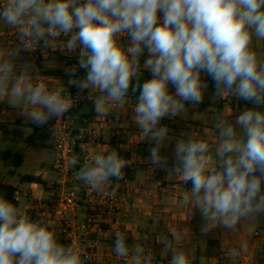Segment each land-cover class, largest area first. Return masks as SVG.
Wrapping results in <instances>:
<instances>
[{
    "label": "clouds",
    "instance_id": "1",
    "mask_svg": "<svg viewBox=\"0 0 264 264\" xmlns=\"http://www.w3.org/2000/svg\"><path fill=\"white\" fill-rule=\"evenodd\" d=\"M0 24L16 30L18 43L0 42V103L20 109L33 124L61 120L80 98L59 81L48 87L34 64L18 62L21 51L59 50L74 56L69 86L95 111L123 109L138 91L135 121L152 144L147 162L166 168L161 154L172 139L164 118L183 116L205 99L243 100L231 118L214 121L215 144L194 131L176 139L174 166L185 196L204 220L201 235L216 228L239 231L242 222L264 215V0H0ZM123 38V39H122ZM77 69L85 70L77 77ZM145 72L150 78L142 79ZM174 88V91L171 89ZM215 110V109H213ZM127 160L119 151L96 152L79 168L78 178L97 192L123 179ZM161 243L168 264H194L193 255L174 247L183 233L172 229ZM113 251L132 264H159L139 244L116 232ZM0 264H85L82 250L61 243L46 217H33L0 194Z\"/></svg>",
    "mask_w": 264,
    "mask_h": 264
},
{
    "label": "crops",
    "instance_id": "2",
    "mask_svg": "<svg viewBox=\"0 0 264 264\" xmlns=\"http://www.w3.org/2000/svg\"><path fill=\"white\" fill-rule=\"evenodd\" d=\"M9 29L8 26L0 24V42L7 44L4 35ZM51 51L56 50H41L37 76L43 77L49 87L58 86L60 81L69 89L71 67L67 65L65 59L54 61ZM18 62L33 64L32 57L25 51L20 52ZM134 108L135 100L128 98L123 109L113 106L108 113H98L95 111L94 103L90 102L78 107L76 113L78 121L76 133L93 129L97 135L96 143L88 152L78 147L77 154L81 160L84 161L86 157L96 152L113 150L119 151V154L127 160L125 169L128 174L123 171V179L119 183L123 191L122 209L110 217L102 214L99 217L101 229H95L93 233V237L99 241L100 252L110 253L111 258L106 262L99 260L96 264H132L131 258L119 257L113 251L115 234L118 231L126 234L129 245L139 244L155 254L159 264H168L171 253L163 247L161 241L165 237L171 238L172 229L183 233V239L175 242L174 247L192 253L194 264L213 263L215 260L212 254L213 251H217V246H220L225 253L223 255L226 256L224 251H227V247L239 246L246 249L249 243H252L253 253L243 257L241 264H264V236L252 239L249 231L252 229L251 226L259 228L257 226L262 225L264 215L252 222L253 225L242 222L237 233L231 234L228 230L218 227L206 236H202L201 227L204 220L200 212L194 209L193 204L185 201L191 182L185 185L178 174L168 171L174 166L176 139L183 138L181 134L190 131L189 125L198 121L197 113L200 112L198 106H188V111L183 116L161 120V126H168L169 136L172 138L168 146L161 149V154L168 160L166 168H153L147 162L152 144L147 139L143 140V134L136 125ZM14 109L0 103V141L9 138V133L20 132L17 126H31L35 131L41 132L49 131L50 120L43 126L35 127L26 117L20 115V111ZM201 138L212 144L216 142L214 135L212 138ZM49 147L51 149V145ZM6 151L11 150L4 152ZM74 176L78 179L75 185L84 189L86 184L79 180L77 172H74ZM27 195L25 193V196ZM16 199L19 204L18 198ZM27 209L29 207L25 208ZM83 217L84 215L81 216L80 223ZM255 234L258 235L257 232Z\"/></svg>",
    "mask_w": 264,
    "mask_h": 264
},
{
    "label": "rangeland",
    "instance_id": "3",
    "mask_svg": "<svg viewBox=\"0 0 264 264\" xmlns=\"http://www.w3.org/2000/svg\"><path fill=\"white\" fill-rule=\"evenodd\" d=\"M256 46L258 48H264V42L257 41ZM38 48L37 57L27 52V54L32 57L33 64L37 69L39 55L41 53L40 47ZM50 53H52L54 61L65 59V61L68 62L69 59L71 60L73 58V56H66V53H62L59 50L51 51ZM206 79L208 81V89L206 90L203 103H201L200 107L198 106L200 110V112L197 113V116L199 117L198 121L190 124L189 126L190 131L194 130L198 132L201 137L212 138V135H216L214 132V121L217 118L221 116L226 118L232 113L231 118L234 119L235 116H237L245 107H252V105L236 98L226 100L219 99L214 102L212 100L214 82L210 78ZM14 110L17 112L21 111L20 109L16 108ZM17 128L20 130V132L9 133V138L0 141V153L4 152L5 150H11L13 153H17L20 149L24 148L26 151L23 158V164L21 166H15L12 159L3 160L0 158V182L16 188V198L19 200L18 206L22 207L24 210L26 207H29V209L26 210L28 214L33 213V211L39 208L43 210L41 212L43 217H46L47 220L50 221L54 220L51 222V224L54 226L60 242L65 244L63 236L58 230L59 221H57V218L55 219L53 210L56 205V201L59 198V191L55 184L57 181V173L53 168L54 156L49 147L50 133L49 131H35V128L31 126H17ZM26 175L41 176L46 182L47 187L33 182L22 181V178ZM74 187L78 192H80V196L84 201L88 199L85 197L84 189H81L75 184ZM25 193L28 195L25 196ZM94 201L95 200L92 202ZM90 204L91 203H89V200H87V203L83 202L79 207L77 212L78 216L76 217V222L78 224H80L81 216H85L87 211L90 209ZM70 218H74V215L71 214ZM246 224L253 225L252 223L248 222ZM251 227L252 229L249 231L251 232L252 236L250 237L252 239L254 237L264 236V222H262V225L257 226L259 228L253 226ZM95 229H101V222L97 223V225L94 227V230ZM256 232L258 235H254ZM251 245L252 243L246 245V249L239 248V246H230V248L227 247L228 252L224 251L226 252V256L223 255L225 253H223L220 246H217V251H213L214 254H212V258L215 261L209 264H241L243 257L253 253L251 250ZM212 250H214V248ZM104 254L111 255L110 253L106 252H104Z\"/></svg>",
    "mask_w": 264,
    "mask_h": 264
},
{
    "label": "built area",
    "instance_id": "4",
    "mask_svg": "<svg viewBox=\"0 0 264 264\" xmlns=\"http://www.w3.org/2000/svg\"><path fill=\"white\" fill-rule=\"evenodd\" d=\"M6 43L10 46H16L18 38L16 30L10 28L5 33ZM38 47L35 51L24 50L37 57ZM47 86L46 80L37 76ZM49 87V86H48ZM68 92L73 96H79L72 110L66 113L61 120L56 118L50 120L49 124V142L54 156L53 168L57 173L56 186L59 191V198L54 207V216L59 221L58 230L62 234L65 244L78 246L82 252L84 261L87 264H96L99 260L108 261L111 256L100 252L99 241L93 237L94 227L100 222L102 214L112 216L119 212L123 206L121 197L123 196L122 188L119 186L120 180L113 179V184L106 185L103 192H97L85 185V197L91 203L90 209L83 217L82 223L76 222L79 207L81 203H87L80 196L74 184L77 182L74 172L76 166L81 162L85 163L89 156L81 160L77 154L76 148L80 147L84 152H88L91 146L96 143L97 135L93 129H85L74 134L77 123L72 118L71 112L78 107L93 102L88 99V91ZM95 200L94 202H92ZM73 214L74 218H70ZM50 221V220H48ZM54 220L50 221L53 222Z\"/></svg>",
    "mask_w": 264,
    "mask_h": 264
},
{
    "label": "trees",
    "instance_id": "5",
    "mask_svg": "<svg viewBox=\"0 0 264 264\" xmlns=\"http://www.w3.org/2000/svg\"><path fill=\"white\" fill-rule=\"evenodd\" d=\"M76 64H77V60H76V58L74 56H73V58L71 60L69 59V61L67 62V65L70 66L71 68L74 65H76ZM84 74H85V70H83V69H77V71H76L77 77H82ZM148 78H150V74L147 73V72H145L144 77L142 79H148ZM69 91L79 92V89L76 88L75 86H70ZM85 91H87V90H85ZM172 91H174V88L172 89ZM138 94H139L138 91L135 92V93L130 92L128 98L129 99H132V100H136V97L138 96ZM77 112H78V108L77 109H74L71 112L72 118H75L76 119V113ZM76 123H78L77 119H76ZM34 126L35 127H38L36 124H34ZM74 134H77L76 133V130H75ZM77 149H78V146L76 148V151H77ZM25 151L26 150L24 148H22L17 153H13L12 151L2 152L0 158L3 159V160L12 159V161H13V163H14L15 166H21L22 163H23V158H24ZM83 164L84 163L81 162L79 165H77L76 166V169H75V172L78 173L79 168ZM124 171H126V175H127L128 174L127 169H124ZM113 179H115V178H113ZM22 181H28V182L37 183V184H40V185H43V186H47L46 182L42 179L41 176L26 175V176H24L22 178ZM16 191H17L16 188H14L13 186H11V185H5V184H2L0 182V194H4L6 196V198H8L14 204H17L18 205V202H17V199H16ZM42 211H43L42 209L37 208V210H35V211H33V213H31V215L34 218L35 217H38V216H42L41 215V212Z\"/></svg>",
    "mask_w": 264,
    "mask_h": 264
}]
</instances>
